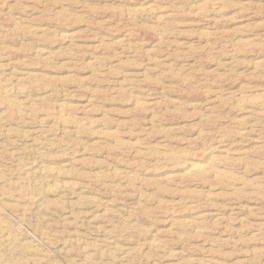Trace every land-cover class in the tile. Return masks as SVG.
<instances>
[{"label": "rangeland", "instance_id": "obj_1", "mask_svg": "<svg viewBox=\"0 0 264 264\" xmlns=\"http://www.w3.org/2000/svg\"><path fill=\"white\" fill-rule=\"evenodd\" d=\"M0 82L8 263L264 264V0H0Z\"/></svg>", "mask_w": 264, "mask_h": 264}, {"label": "bare ground", "instance_id": "obj_2", "mask_svg": "<svg viewBox=\"0 0 264 264\" xmlns=\"http://www.w3.org/2000/svg\"><path fill=\"white\" fill-rule=\"evenodd\" d=\"M215 8H217V7H215ZM151 9V8H150ZM212 9H213V7H212ZM136 11V10H135ZM138 11V10H137ZM144 11V10H143ZM155 12V11H154ZM136 13V12H135ZM138 14H139V12H138ZM130 15V14H129ZM158 17V16H157ZM160 18V17H159ZM158 18V19H159ZM13 76V75H12ZM11 81V80H10ZM19 82V81H18ZM7 84H8V82H7ZM21 85H23V84H21ZM18 87H16V88H14V87H10V86H8V85H6V84H3V83H1L0 82V97L1 98H3V99H6V100H8V102H10L12 105H14L13 107H15V106H18V107H21V102L19 101V100H16L15 98H13V96H14V94L16 93V91H19V89H17ZM22 88V87H21ZM23 90V89H22ZM25 91V90H24ZM24 91H21V92H24ZM22 94V93H21ZM23 94H25V93H23ZM22 100V99H21ZM7 102V103H8ZM137 103V102H136ZM140 103V102H139ZM145 104V103H144ZM139 105V104H138ZM148 105V104H147ZM10 107V106H9ZM140 107V106H139ZM143 107V106H142ZM22 108H24V107H22ZM19 109V108H18ZM29 109V108H28ZM69 109V108H68ZM34 110V109H33ZM40 112V111H39ZM67 112V111H66ZM30 113V112H29ZM45 113H48L47 111L45 112ZM60 113V112H59ZM64 113H65V111H64ZM69 114H71V113H69L68 112V114L67 115H69ZM72 116V115H71ZM60 120H62L65 124H73V125H75V126H77V127H83V126H85V125H87L88 123L87 122H83V121H78V120H76V119H73V118H71V117H68V116H65V114H62L61 115V118H60ZM42 121V120H41ZM90 124V123H89ZM89 126V125H88ZM84 128V127H83ZM111 135L113 134V133H110ZM110 135V136H111ZM114 136V135H113ZM116 136V135H115ZM117 138V137H116ZM121 141V140H120ZM127 142H125V144H126ZM121 144V143H120ZM124 143L122 144V145H125ZM119 145V144H118ZM152 153V152H151ZM184 158V157H183ZM213 159V158H212ZM180 164V163H179ZM191 166L194 168V170H197V173H198V171L199 172H202V173H209V174H214V175H216V176H226L225 178H227L228 177V175L223 171V170H220V169H218L216 166H214V165H212V164H203V163H200V162H194V161H191ZM181 165H183V164H181ZM184 167V166H183ZM191 168V167H190ZM48 171V170H47ZM194 172V171H193ZM53 173V172H52ZM57 173H60V172H57ZM201 173V174H202ZM54 174V173H53ZM61 174V173H60ZM60 174H58V175H60ZM172 177V176H171ZM170 177V178H171ZM168 179H169V176H168ZM63 188H65V187H67V186H69V185H66V184H62L61 185ZM58 187H60V186H58ZM73 187V186H72ZM54 189V188H53ZM55 190V189H54ZM56 192H57V189H56ZM1 228V227H0ZM4 228V227H3ZM7 230V229H6ZM1 234V233H0ZM4 241V240H3ZM7 242V241H6ZM13 243V242H12ZM3 244V243H2ZM5 247V246H4ZM159 247V246H158ZM0 248H2V247H0ZM7 248V247H6ZM3 249V248H2ZM1 249V250H2ZM4 250H6V249H4ZM125 255H126V253H125ZM119 256V255H118ZM125 256H123L122 258H124ZM9 258V257H8ZM0 264H10V263H8V260L7 259H4V256L2 255V254H0Z\"/></svg>", "mask_w": 264, "mask_h": 264}]
</instances>
